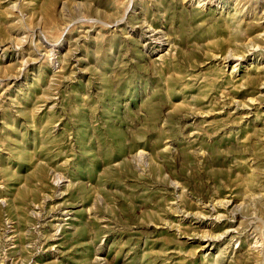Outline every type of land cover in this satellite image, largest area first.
<instances>
[{"label": "rangeland", "instance_id": "1", "mask_svg": "<svg viewBox=\"0 0 264 264\" xmlns=\"http://www.w3.org/2000/svg\"><path fill=\"white\" fill-rule=\"evenodd\" d=\"M0 264H264V0H0Z\"/></svg>", "mask_w": 264, "mask_h": 264}, {"label": "bare ground", "instance_id": "2", "mask_svg": "<svg viewBox=\"0 0 264 264\" xmlns=\"http://www.w3.org/2000/svg\"><path fill=\"white\" fill-rule=\"evenodd\" d=\"M229 201V200H228ZM231 201V200H230ZM215 208V207H214ZM213 208V209H214ZM216 210V209H215ZM199 218V217H198ZM226 229V228H225ZM229 233V229H226L224 230L221 234H218V235H214V234H211V235H203V238H202V242L206 245V244H212L214 242V240H217V239H221L224 235H228Z\"/></svg>", "mask_w": 264, "mask_h": 264}]
</instances>
